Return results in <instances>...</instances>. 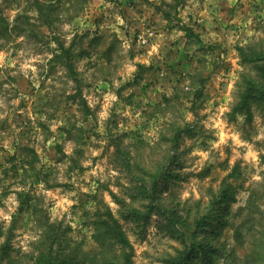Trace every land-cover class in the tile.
Listing matches in <instances>:
<instances>
[{
  "label": "rangeland",
  "instance_id": "374dc122",
  "mask_svg": "<svg viewBox=\"0 0 264 264\" xmlns=\"http://www.w3.org/2000/svg\"><path fill=\"white\" fill-rule=\"evenodd\" d=\"M31 1L0 0V28L10 27L0 34V247L8 240L28 263L39 220L49 219L90 251L103 197L128 231L134 264H169L180 241L157 214L140 235L112 192L133 201L118 144L154 168L169 162L179 130L165 204L187 212L200 200L195 216L214 213L208 232L222 251L211 264L229 254L264 264V101L251 121L235 108L247 68L239 46L264 42V0H47L62 10L50 27L34 9L17 22ZM76 87L90 113L72 98ZM202 257L194 263L209 264Z\"/></svg>",
  "mask_w": 264,
  "mask_h": 264
},
{
  "label": "trees",
  "instance_id": "16d2710c",
  "mask_svg": "<svg viewBox=\"0 0 264 264\" xmlns=\"http://www.w3.org/2000/svg\"><path fill=\"white\" fill-rule=\"evenodd\" d=\"M77 1V0H76ZM75 1V3H76ZM85 6L87 0H78ZM56 7V8H55ZM36 10L40 14L43 24L49 27L55 20L60 19L62 10L57 8L53 2L47 0H32L23 12L18 15L17 22H27L30 19L28 12ZM79 9H82L81 6ZM0 28V34L10 30L9 24L3 23ZM240 56L246 65V70L242 72V78L239 82V103L235 106L236 111L247 116L248 121L254 117L253 106L255 102L264 101V42L253 43L239 46ZM71 49H67V65L74 74L77 81V72L74 68ZM77 92L72 94V98L83 101V105L89 112V105L82 96L80 87H76ZM90 113V112H89ZM189 130V129H188ZM181 140L180 131L174 136L173 151L168 152L166 157L169 162L163 160L156 162V166H146L142 161L127 148H122L118 144V158L121 164V170L125 171L130 180L129 190L133 199L132 202H142L146 209L134 206L132 202L123 200L117 193L112 192L113 196L121 204L126 212H122L125 218L135 222L140 231V235L145 236L147 225L151 222L153 214H157L159 222L157 226L165 231L167 235L180 241L181 246L176 248V254L168 260L169 264H195L194 260L202 255L206 263H213L216 254L221 252L220 246L214 244L209 236V226L214 216L212 212H206L198 217L193 214L197 208V213L201 215V201L197 203L190 211H183L179 206H168L164 202L163 182L173 176L172 165L178 164L179 144ZM134 155V156H133ZM171 163L170 165H168ZM228 188H224L222 198L217 202V208L220 211L225 209L223 204L227 200ZM24 194V193H22ZM28 194V193H27ZM30 195V194H29ZM27 196L28 203L33 199L32 195ZM103 206L97 208L94 213L93 224L95 227L93 238L94 247L92 250H85L83 243L72 238L69 234V228L62 222H52L49 219L39 220L43 225L44 232L40 237L41 243L37 245V250L30 256L28 263H23L17 256L12 254L11 243L7 241L0 247V264H134L135 249L132 240L121 223L118 216L111 206L104 204V198L99 197ZM105 208L102 210V208ZM35 210L39 207L35 205ZM223 213V212H219ZM88 214V213H87ZM192 215L194 217L192 218ZM142 233V234H141ZM3 234V228L0 226V237ZM205 234V235H204ZM213 241V242H212ZM43 246L47 250H39ZM227 254V253H226ZM232 254L227 255L226 264H240L239 258L231 262L229 259Z\"/></svg>",
  "mask_w": 264,
  "mask_h": 264
}]
</instances>
